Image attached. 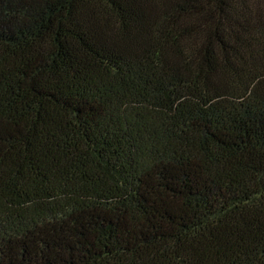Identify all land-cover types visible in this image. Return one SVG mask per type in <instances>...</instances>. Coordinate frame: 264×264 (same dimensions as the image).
I'll use <instances>...</instances> for the list:
<instances>
[{
  "label": "trees",
  "instance_id": "16d2710c",
  "mask_svg": "<svg viewBox=\"0 0 264 264\" xmlns=\"http://www.w3.org/2000/svg\"><path fill=\"white\" fill-rule=\"evenodd\" d=\"M0 264H264V0H0Z\"/></svg>",
  "mask_w": 264,
  "mask_h": 264
}]
</instances>
